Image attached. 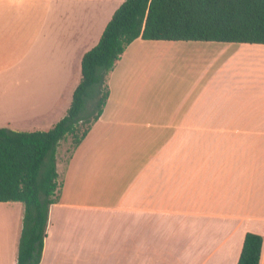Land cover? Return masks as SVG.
<instances>
[{"label": "crops", "instance_id": "crops-1", "mask_svg": "<svg viewBox=\"0 0 264 264\" xmlns=\"http://www.w3.org/2000/svg\"><path fill=\"white\" fill-rule=\"evenodd\" d=\"M123 1L0 0V90L14 92L0 129L47 132L65 116ZM152 51L182 67L150 72ZM107 87L100 118L56 159L39 264H237L246 234L262 238L264 264V45L138 38ZM101 213L113 244L95 230ZM20 225L0 264H16Z\"/></svg>", "mask_w": 264, "mask_h": 264}, {"label": "trees", "instance_id": "trees-1", "mask_svg": "<svg viewBox=\"0 0 264 264\" xmlns=\"http://www.w3.org/2000/svg\"><path fill=\"white\" fill-rule=\"evenodd\" d=\"M264 45V0H124L96 46L81 60V79L65 116L47 132L0 129V203L23 204L16 264H39L51 205L59 199L60 141L75 150L100 118L107 77L136 39ZM262 238L246 234L237 264H259Z\"/></svg>", "mask_w": 264, "mask_h": 264}, {"label": "rangeland", "instance_id": "rangeland-1", "mask_svg": "<svg viewBox=\"0 0 264 264\" xmlns=\"http://www.w3.org/2000/svg\"><path fill=\"white\" fill-rule=\"evenodd\" d=\"M119 1L121 0H116L117 4L119 3ZM157 54L158 53L155 51L151 52V59L149 60L148 67H147L150 72L152 73L154 72L155 74L157 73L159 69L172 71V70H177L178 68L180 69L182 67L181 61L179 62L178 60L180 59L178 58L176 60L170 59L168 61L169 65L162 67L161 63L163 64L165 60L163 61L162 58L157 56ZM174 73H176V71L171 73L170 79H172V76L174 75ZM0 93H1L0 100L5 101V103H7L8 99L6 98V95H10V94L12 95V93L14 92L2 93V90H0ZM9 103H11V101ZM6 107L7 106H5V108ZM29 112H31V110ZM2 115H6V114L3 113ZM71 143H72V138L69 137L68 141L63 142L61 144L59 151L57 148V152H56L57 160L59 159V154H60L61 155L60 159H62L64 163L67 162L68 157L70 156V153H71ZM23 210H24V207H23V204L21 203H8V204L0 203V247L7 245L8 240L10 239V237H12V234L15 233L17 229L19 228L20 223L22 225ZM101 215L107 216V214H104V213L94 215L95 222H96L95 230L99 231L102 229L104 237L106 235H110V237L106 241L110 244H113V239L115 238V236L113 232L110 231L112 227V223L107 220H101V219L97 220V218H100ZM87 223H89L87 222V219L76 222L74 226V230L76 232L79 231L78 238H76L78 241H82L81 233L83 230H85V227H87ZM83 234H84V231H83ZM83 241L87 244V240L85 237Z\"/></svg>", "mask_w": 264, "mask_h": 264}, {"label": "bare ground", "instance_id": "bare-ground-1", "mask_svg": "<svg viewBox=\"0 0 264 264\" xmlns=\"http://www.w3.org/2000/svg\"><path fill=\"white\" fill-rule=\"evenodd\" d=\"M19 103V102H18ZM11 103H6V105L5 106H8V105H10ZM21 109V107H19V109L18 110H20ZM15 111H17V108H16V110ZM18 112V111H17Z\"/></svg>", "mask_w": 264, "mask_h": 264}]
</instances>
